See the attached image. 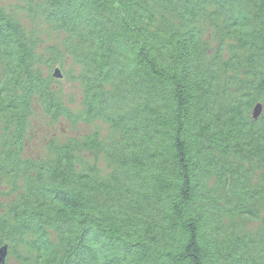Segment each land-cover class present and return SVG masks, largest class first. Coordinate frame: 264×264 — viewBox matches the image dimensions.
<instances>
[{"label": "trees", "instance_id": "obj_1", "mask_svg": "<svg viewBox=\"0 0 264 264\" xmlns=\"http://www.w3.org/2000/svg\"><path fill=\"white\" fill-rule=\"evenodd\" d=\"M263 1L0 0L7 255L264 264ZM35 112L93 127L33 155Z\"/></svg>", "mask_w": 264, "mask_h": 264}, {"label": "rangeland", "instance_id": "obj_2", "mask_svg": "<svg viewBox=\"0 0 264 264\" xmlns=\"http://www.w3.org/2000/svg\"><path fill=\"white\" fill-rule=\"evenodd\" d=\"M16 0H7L5 4H10L15 2ZM10 2V3H9ZM23 17H25L23 15ZM34 26L31 24V27ZM44 43L42 44L41 48H44ZM56 86L64 93L65 97H74L77 98V92L74 90L76 87L72 79H70V68L66 67L62 72V77L58 79ZM74 87V88H73ZM37 108L34 107V111ZM30 128H32L31 136L28 137V147L26 150L33 155H41L40 149L42 145L45 144L46 139L50 137H57V138H64L65 135H73L79 134L82 132L89 131L92 129L93 126H89L85 123L78 124L76 128H71L70 125L63 119L58 122L52 123L49 118H45L41 116L40 112H35L30 118ZM94 127L98 128L101 133H105L107 127L104 126L102 123L97 122L94 124ZM86 160L95 161L98 160L99 166L102 168L106 167V163L102 157L95 158L94 152H89L83 156ZM2 201V200H0ZM5 264H20L18 260L13 256V254L7 255L5 259Z\"/></svg>", "mask_w": 264, "mask_h": 264}, {"label": "water", "instance_id": "obj_3", "mask_svg": "<svg viewBox=\"0 0 264 264\" xmlns=\"http://www.w3.org/2000/svg\"><path fill=\"white\" fill-rule=\"evenodd\" d=\"M54 76L60 77V74L57 70L55 71ZM257 114H258V107L255 108V110H254V117H256ZM6 256H7V247L1 246L0 247V264H5Z\"/></svg>", "mask_w": 264, "mask_h": 264}]
</instances>
